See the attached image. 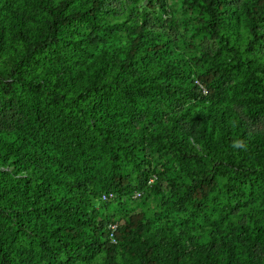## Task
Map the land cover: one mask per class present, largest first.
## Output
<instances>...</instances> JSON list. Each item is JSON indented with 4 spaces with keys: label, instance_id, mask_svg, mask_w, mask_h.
<instances>
[{
    "label": "trees",
    "instance_id": "16d2710c",
    "mask_svg": "<svg viewBox=\"0 0 264 264\" xmlns=\"http://www.w3.org/2000/svg\"><path fill=\"white\" fill-rule=\"evenodd\" d=\"M184 1L198 29L233 54L217 50L199 76L204 88L168 57L171 44L148 27V13L132 15L164 0H126L119 10L105 0H0V264H264L253 249L264 251L255 213L243 223L215 220L204 238L139 211L121 217L116 244L107 238L103 210L121 202L101 194L117 198L132 173L147 182L138 159L148 127L183 161L200 160L204 174L187 190L197 211L217 187V167H229L241 197L242 181L255 183L264 209V131L228 105L264 115V0ZM164 54L151 71L145 61ZM199 97L210 104L199 103L188 127L166 115L174 99Z\"/></svg>",
    "mask_w": 264,
    "mask_h": 264
},
{
    "label": "rangeland",
    "instance_id": "374dc122",
    "mask_svg": "<svg viewBox=\"0 0 264 264\" xmlns=\"http://www.w3.org/2000/svg\"><path fill=\"white\" fill-rule=\"evenodd\" d=\"M105 3L114 5L119 10L126 4V0H105ZM163 6V9H148L144 3H141L138 6L139 11H133L132 15L140 18V13L144 11L148 13V27L161 34L159 35L161 41H169L171 44L173 54L168 57L184 62L187 65L189 76L204 88L199 76L211 58L215 56L217 50H222L224 46L221 47L206 31L198 29L196 13L188 8L186 1L164 0ZM104 18L108 21L123 20L121 15H112L108 12L104 14ZM238 33L241 35L238 39L239 42L246 40L248 35L241 14H239ZM242 46L240 45L241 48ZM222 53L229 57L233 56L228 49L223 48ZM166 57L167 55L164 54L160 60L154 59L145 61V63L154 72L157 67L163 65ZM201 96L203 98L206 96L205 89ZM200 98L190 101L174 99L172 103L174 106L166 111V115L168 117L177 116L181 124L188 127L189 118L200 112L201 105L199 103L210 104L209 100ZM228 105L236 110L240 117L246 119L252 128L264 131V115L252 117L247 109L235 102H230ZM188 107L191 108L189 112L186 110ZM181 113L182 115L178 116ZM162 117L161 121L164 118ZM156 135H158L156 129L152 130L148 127V132L142 138L143 148L139 153L138 161L141 162V168L149 174L147 182L144 185H138L135 174L131 172L132 168H128L132 174L129 176L127 184L123 186L125 192L117 194V198L111 202L114 203L119 199L121 203H114L111 206L122 204L123 209L107 206L103 210L102 221L106 227L109 224H119L121 217L125 214L142 211L154 225L168 220L181 228L186 223L188 225L186 228L193 229L194 232H201L206 238V229L210 228L211 222L215 220L217 223L222 222L223 225L229 222L243 223L249 220L248 216L252 213L264 219L259 187L251 181H242L245 186L244 197L239 196L238 193H232L233 174L229 167L213 169L214 177L218 183L217 187L205 201L202 211H197L187 197V190L193 178L204 174L203 166L198 164L200 160L183 161L178 157L179 152L174 148L166 143L160 145L155 139ZM195 147L200 150L198 145L195 144ZM187 150L189 151V149ZM200 156L205 158L203 153ZM205 161V169L209 171L213 168L212 162ZM134 192H138V195L134 196L136 194ZM253 249L264 255V251L259 246L255 245ZM97 261L100 263L99 260Z\"/></svg>",
    "mask_w": 264,
    "mask_h": 264
},
{
    "label": "built area",
    "instance_id": "2783aa9c",
    "mask_svg": "<svg viewBox=\"0 0 264 264\" xmlns=\"http://www.w3.org/2000/svg\"><path fill=\"white\" fill-rule=\"evenodd\" d=\"M136 195H138V192L134 194V196ZM115 198H116V193L113 191H109V192H105L101 194V200L106 203L112 202ZM117 225H118L117 223L107 225V238H108L109 243L111 244L117 243L116 238H115V230H116Z\"/></svg>",
    "mask_w": 264,
    "mask_h": 264
}]
</instances>
